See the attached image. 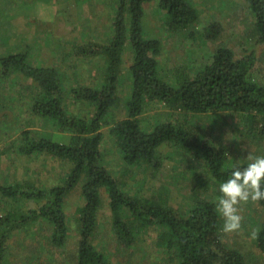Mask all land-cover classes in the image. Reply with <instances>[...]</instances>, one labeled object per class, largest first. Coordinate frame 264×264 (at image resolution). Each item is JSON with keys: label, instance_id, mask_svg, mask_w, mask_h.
I'll return each mask as SVG.
<instances>
[{"label": "trees", "instance_id": "trees-1", "mask_svg": "<svg viewBox=\"0 0 264 264\" xmlns=\"http://www.w3.org/2000/svg\"><path fill=\"white\" fill-rule=\"evenodd\" d=\"M78 1L89 5L90 10L102 4L112 12V28L107 37L110 43L90 41L73 46L76 57L105 59V69L94 85H72L67 98L63 86L65 77L56 65L36 66L23 53L0 57V77L8 79L14 74L21 78L23 90L18 95L32 99L30 113L55 123L61 133L71 134L68 143L55 141L52 131L34 128V122L26 120L29 127L19 126L17 137L6 142L8 146L1 153L14 150L27 156L46 154L72 164L69 176L49 189H42L29 179L0 185V198L14 203L5 214L0 212V264H8L7 242L11 235L39 220L48 222L51 227L48 242L57 249L65 248L70 238L66 201L78 186H81L83 204L78 208L79 242L78 250L73 252L74 264L114 263L94 242L103 193L108 195L112 228L118 240L128 247L150 233L154 237L155 251L168 264H248L242 250L225 240L218 201L208 194L212 184L220 185L229 177L230 165L246 166L248 162L231 159L186 117L180 119V116L232 111L241 123L248 125L251 134L264 139V84L252 75L256 52L250 48L236 57L232 48L220 45L214 50L211 61L203 63L195 72H191L189 66L168 70L159 59L164 54V41L147 28L146 5L154 0ZM157 1L155 12L162 28L157 26L156 30L187 31V37L195 41L200 37L204 42L223 36L220 22L209 24L202 33L195 31L199 11L190 0ZM245 1L254 19L253 37L264 43V0ZM45 23L51 26L50 22ZM190 28L193 29L189 31ZM127 54L131 63L123 68ZM13 79L16 82V78ZM127 82L129 93L123 90ZM15 98L11 97L10 101ZM67 99L89 104L90 111L83 116L70 113ZM151 101L160 107L152 109ZM11 107L12 103L0 102V109L5 111L0 125L5 121L11 123L9 117L13 112L6 111ZM166 110L176 113L175 119L167 117ZM6 127L13 129L10 124ZM106 134L113 138L128 167L146 164L159 169L162 162L158 148L165 143L177 148L167 155L173 160L177 161L180 154L187 160L202 161L207 175L192 174L193 202L189 209L172 206L164 185L149 196L126 191L124 182L120 183L103 162ZM24 200H34L38 207L23 212L19 201ZM258 203L264 208V200ZM253 233L258 249L264 253V216Z\"/></svg>", "mask_w": 264, "mask_h": 264}, {"label": "rangeland", "instance_id": "rangeland-1", "mask_svg": "<svg viewBox=\"0 0 264 264\" xmlns=\"http://www.w3.org/2000/svg\"><path fill=\"white\" fill-rule=\"evenodd\" d=\"M190 1L199 11L195 31L202 33L209 24L220 22L223 24V36L204 42L200 37H197L196 41L187 37V31L168 33L163 29L156 30L155 27H161V20H157L155 9L158 1L154 0L146 5L149 17L147 28L155 34L154 36L158 33L157 36L164 41V54L159 58L165 64L164 67L175 70L176 66H189L190 71L195 72L203 63L211 61L214 50L220 45L232 48L236 57L244 54L246 49L252 48L257 54L252 75L264 84V43H259L253 37L254 19L248 3L245 0ZM109 10V7L102 4L90 10L89 5H83L78 0H0V57L23 53L28 61L36 66L56 65L64 74L63 86L68 98L72 85L92 86L97 76L102 75L105 69L104 58L76 57L73 46L90 41L110 43L107 37L112 28V12ZM162 16L160 14V17ZM45 22H50L51 26ZM39 31L42 32L38 33ZM123 63V68L131 63L128 54ZM14 77L16 82L13 81ZM21 82V78L14 74L8 79L0 77V99L6 100L0 102L12 103V109L6 111L13 112L9 117L11 123L5 121V124L0 125V185L29 179L36 186L49 189L61 184L69 176L71 163L46 154L27 156L17 154L14 150L1 153L3 148L8 146L6 142H11L17 137L16 129L19 126L29 127L26 120L33 121L34 128L52 131L55 141H70V133H61L55 123L30 113L32 99L19 98L18 95L23 90ZM123 86L125 93H129V82ZM11 97L16 98L10 101ZM67 101L70 113L83 116L90 111L89 104L75 103L69 99ZM155 106L160 107L157 102H149V107L156 110ZM157 111L164 112L163 109ZM166 111L167 117L175 119L177 116L171 110ZM3 112L5 111L0 109V117ZM184 117L192 126L199 128L210 143L225 151L233 160L249 162V156L264 155V139L251 134L248 125L241 123L239 116L232 111L188 115L184 113L180 119H185ZM7 124L13 129L8 130ZM104 140L106 153L103 162L120 183L124 182L126 191L149 196L152 191L159 190L164 185L170 194L169 201L172 206L181 210L189 209L193 202L192 174L207 175L202 161L196 158L187 160L186 156L180 154L177 161L173 160L167 155L177 148L171 143H165L158 148L162 162L159 169L146 164L128 167L123 163L113 138L106 134ZM103 194V206L99 212V224L94 237L98 248L113 259V264H168L155 251L154 237L150 233L142 235L132 247L118 240L112 228L113 215L108 206V195ZM208 194L209 198L219 201V185L212 184ZM12 204L14 203L0 198V212L5 214ZM82 204L81 186H78L66 201L70 238L65 248L57 249L48 242L52 233L51 227L48 222L39 220L30 227L21 229V232H15L8 239V264H74V254L78 250L79 242L78 208ZM19 207H22L24 212L37 208L38 203L34 200L19 201ZM239 214L242 217L240 230L226 233L225 240L231 246L242 250L248 264H264V253L258 249L252 235L257 222L264 216V208L258 202L249 201L240 206ZM72 236L75 237L72 239Z\"/></svg>", "mask_w": 264, "mask_h": 264}, {"label": "clouds", "instance_id": "clouds-1", "mask_svg": "<svg viewBox=\"0 0 264 264\" xmlns=\"http://www.w3.org/2000/svg\"><path fill=\"white\" fill-rule=\"evenodd\" d=\"M248 160L246 166L230 165L229 177L219 185L217 209L223 218L224 233L240 230V206L264 200V155L249 156ZM252 235L255 237V233Z\"/></svg>", "mask_w": 264, "mask_h": 264}, {"label": "built area", "instance_id": "built-area-1", "mask_svg": "<svg viewBox=\"0 0 264 264\" xmlns=\"http://www.w3.org/2000/svg\"><path fill=\"white\" fill-rule=\"evenodd\" d=\"M0 216H2V214H0Z\"/></svg>", "mask_w": 264, "mask_h": 264}]
</instances>
